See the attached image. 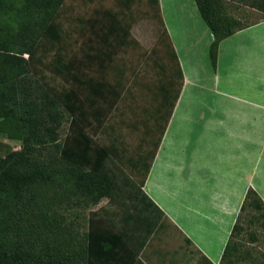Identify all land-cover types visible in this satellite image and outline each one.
I'll list each match as a JSON object with an SVG mask.
<instances>
[{"label":"crops","instance_id":"crops-1","mask_svg":"<svg viewBox=\"0 0 264 264\" xmlns=\"http://www.w3.org/2000/svg\"><path fill=\"white\" fill-rule=\"evenodd\" d=\"M159 1L181 92L144 185L133 162L149 158L158 139L140 138L136 157L118 148L113 199L92 210L125 237L107 264H223L248 191L264 201V20L222 41L214 68L213 35L196 0H181L189 10L178 18L177 0Z\"/></svg>","mask_w":264,"mask_h":264},{"label":"trees","instance_id":"trees-1","mask_svg":"<svg viewBox=\"0 0 264 264\" xmlns=\"http://www.w3.org/2000/svg\"><path fill=\"white\" fill-rule=\"evenodd\" d=\"M65 1L0 0V133L10 140L22 141L23 145L21 150H10L0 159V264H107L125 245L124 235L104 224L97 212L90 216L85 244L71 259L55 262L51 246L41 250L27 248L21 239L18 222L22 210L42 201L58 200L56 196L48 200L46 189L49 186L60 191V199L68 192L89 197L94 205L103 198L113 199L116 175L108 162L115 158L122 160L117 141L114 139L111 146L101 145L96 139V129L104 127L121 95V84L108 80L106 72L108 66L112 68L117 51L134 44L129 38L131 29L122 22L118 12L103 8L96 16L84 21L85 28L81 31L86 33L89 29L91 34L81 45L80 56L67 60L60 48L53 51L64 33L59 13ZM129 1L121 0L125 5ZM155 2L163 23L160 1ZM196 3L213 35L210 57L216 68L220 43L258 22L244 25L240 20L224 15L216 0H196ZM258 5L264 11V0ZM164 33L168 36L166 30ZM44 51L48 56L53 54L52 68L66 80L67 86L61 92L50 87L45 76L39 75L37 65L43 63ZM173 55L177 69L168 78L170 84H179L174 103L149 158L133 162L143 171L142 185L184 80L174 51ZM46 57L44 55V59ZM88 67L91 74L86 76ZM162 69L165 72V68ZM31 76H35V80ZM161 84L165 83L161 81ZM166 85L160 88L164 101L169 96ZM60 106L69 113L71 121L67 136L58 143L63 125L62 114L57 112ZM49 145L57 149V163L56 157L45 162L37 156L38 148L45 150ZM248 207L262 212L264 219V201L253 189L248 191L240 214ZM143 217L148 219L145 211ZM240 219L239 215L230 242L241 229ZM230 250L229 243L224 259Z\"/></svg>","mask_w":264,"mask_h":264},{"label":"rangeland","instance_id":"rangeland-1","mask_svg":"<svg viewBox=\"0 0 264 264\" xmlns=\"http://www.w3.org/2000/svg\"><path fill=\"white\" fill-rule=\"evenodd\" d=\"M177 1L178 10L174 11L173 15L176 18L186 16L188 7H182L181 0ZM216 1L224 15L238 19L244 25L264 20V11L258 7L262 0ZM103 8L119 13L122 22L131 29L129 38L134 44L119 49L112 69L107 68L108 79L121 84V95L108 115L104 127L96 129V139L104 146L112 145L115 139L118 148L124 146L126 156L136 157L140 154L137 153L140 138L156 141L161 137L165 118L174 103L176 89L179 88L177 82L175 85L170 84L171 80L168 78L176 72L177 62L168 36L164 33L165 26L159 19L155 0H131L126 5L121 0H66L59 13L63 37L53 51L56 52L60 48L67 60L80 56L81 45L86 43L91 34L89 29L86 33L81 31V28H85L84 21L96 16L97 11L100 12ZM189 50H192V47L189 46ZM45 53L48 52H42L43 63L37 65L39 75L45 76L48 85L61 92L67 86L66 80L54 72L51 63L53 54L48 56ZM44 55L47 56L45 59ZM24 57L28 58L27 55ZM31 77L35 80V76ZM161 81L168 84L166 87L169 89V96L166 101L161 97L160 88L165 85L161 84ZM57 112L62 114L63 122L59 131V143L68 134L71 117L62 106ZM145 130L151 131L149 136ZM22 146V141L10 140L0 133V159L10 150H21ZM38 149L40 151L37 156L42 161L50 162L49 160L56 157L55 161L58 162V152L54 145H49L45 150ZM39 153H42V156ZM115 160L112 169L115 174H119L122 161L118 158ZM46 191L48 200L54 196L58 200L54 198L49 203L42 201L22 210L18 222L22 242L27 248L40 250L51 246L55 262L66 260L65 258L71 259L85 244L90 228V216L95 205L91 198L79 196L76 192H68L64 199H60V191L55 186L47 187ZM142 208L152 222L157 219L156 213L148 206L144 204ZM262 214L250 207L240 214L241 229L231 240V250L223 264H264ZM120 217L115 218L120 220ZM100 218L104 219L103 215H100Z\"/></svg>","mask_w":264,"mask_h":264}]
</instances>
